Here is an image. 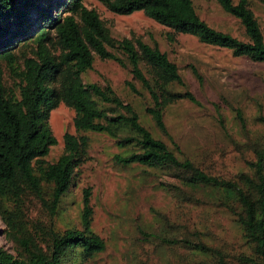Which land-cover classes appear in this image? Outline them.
Listing matches in <instances>:
<instances>
[{
    "label": "rangeland",
    "instance_id": "rangeland-1",
    "mask_svg": "<svg viewBox=\"0 0 264 264\" xmlns=\"http://www.w3.org/2000/svg\"><path fill=\"white\" fill-rule=\"evenodd\" d=\"M192 2L199 18L211 28L247 42L241 23L224 13L215 1ZM81 3L98 14L116 41L127 40L136 50L137 41L156 45L177 66L185 84V87L174 85L171 91L188 90L197 104L182 100L166 108L163 121L167 133H162L145 114V108L151 106L149 94L133 79L130 66L118 48L107 47L124 66L95 56L92 69L81 76L83 83L111 87L124 103L135 109L140 122L154 138L177 152L179 159L191 161L207 175L239 186L244 184V177L255 179L252 165L256 152L264 146V62L235 57L227 49L202 44L189 35H173V41H169L172 31L141 12L120 16L97 0H81ZM249 3L264 41V0H249ZM75 18L79 21L77 15ZM35 49L30 41L14 51L17 71L23 70L24 58L33 57ZM49 50L56 58L61 54L57 45L49 46ZM0 66L6 92L17 95L18 78L10 74L5 62L0 61ZM140 67L150 80L148 68L144 63ZM190 67L195 68L200 81ZM127 84L134 86L137 93H132ZM103 108L109 109L106 105ZM74 117V110L63 103L49 113L48 124L56 145L43 160L47 164L55 163L64 153L63 137L69 134L88 139L86 161L75 170L70 188L53 215L40 199L28 195L22 206L21 229L12 231L0 216V248L24 258L27 254L21 241L48 252L54 233L82 230L83 191L89 189L91 230L103 240L105 250L83 261L80 250L74 249L63 260L65 263L260 262L233 212L239 204L212 188L189 187L185 181L187 175L177 171L116 164L115 155L136 149L117 148L116 140L103 133L76 132ZM44 191V198L49 200V189L46 187Z\"/></svg>",
    "mask_w": 264,
    "mask_h": 264
},
{
    "label": "trees",
    "instance_id": "trees-1",
    "mask_svg": "<svg viewBox=\"0 0 264 264\" xmlns=\"http://www.w3.org/2000/svg\"><path fill=\"white\" fill-rule=\"evenodd\" d=\"M97 1L116 15L141 12L172 31L169 41H173V35H189L202 44L227 49L235 57L264 62L263 36L249 0L236 3L213 0L224 13L241 23L247 42L207 25L197 15L192 0ZM30 41L36 48L33 57L24 58L23 70L17 71L14 51ZM51 45L59 46V57L50 53ZM107 47L122 50L133 79L149 94L151 106L145 108V114L162 133H167L163 121L166 108L182 100L197 104L190 91H171L172 86L185 87V84L177 66L165 53L156 45L140 41H137L138 50L127 40L116 41L98 14L85 8L81 0H0V61L18 78V94L7 93L0 66V216L3 222L14 232L21 229L22 206L28 195L40 199L53 215L70 188L75 170L86 161L88 139L69 134L63 137L64 153L58 160L52 164L43 160L56 145L48 124L49 113L63 103L75 112L76 132L103 133L116 140L117 148L136 149L129 154L115 155L116 164L177 171L187 175L185 181L189 187L212 188L239 204L233 211L237 223L246 241L253 245L260 259L258 264H264V146L256 152L252 165L255 179L244 177L242 186L209 176L191 161L179 159L177 152L152 136L135 109L124 103L111 87L83 83L81 76L92 69L95 56L124 66ZM142 63L148 68L150 80L140 67ZM190 68L200 81L195 68ZM127 86L132 93H137L134 86ZM105 105L108 110L103 108ZM121 134L124 136L119 138ZM175 149L178 151L176 146ZM46 187L49 200L44 198ZM90 196L89 189L83 191L82 230L54 233L48 252L21 241L27 254L24 258L0 248V264H70L63 260L74 249L80 250L83 261L102 253L105 244L91 230Z\"/></svg>",
    "mask_w": 264,
    "mask_h": 264
}]
</instances>
